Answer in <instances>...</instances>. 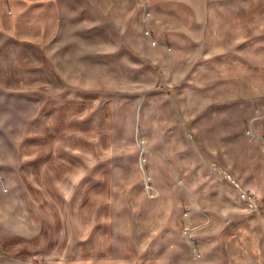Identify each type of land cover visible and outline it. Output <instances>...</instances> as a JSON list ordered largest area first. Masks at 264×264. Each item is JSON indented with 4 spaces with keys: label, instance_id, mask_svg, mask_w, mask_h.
Segmentation results:
<instances>
[{
    "label": "rangeland",
    "instance_id": "obj_1",
    "mask_svg": "<svg viewBox=\"0 0 264 264\" xmlns=\"http://www.w3.org/2000/svg\"><path fill=\"white\" fill-rule=\"evenodd\" d=\"M29 189L67 258L98 236L112 264H264V0H0L11 243L42 226Z\"/></svg>",
    "mask_w": 264,
    "mask_h": 264
},
{
    "label": "crops",
    "instance_id": "obj_2",
    "mask_svg": "<svg viewBox=\"0 0 264 264\" xmlns=\"http://www.w3.org/2000/svg\"><path fill=\"white\" fill-rule=\"evenodd\" d=\"M45 182H46V187L50 193L52 194L59 193L60 189L58 183L54 181L53 178L48 176L46 177ZM28 192L31 194V201L34 207L35 214L43 219L42 226L40 228L39 233L28 240H19L16 241V243H11L12 240L14 239L13 236L0 237V242H3L6 245H11L14 247L16 246V248L18 249L17 253L20 254V255L17 254L13 258H9L7 256H1L0 264H29L27 260H25V258H22L21 256L28 255L30 253V250L35 249V247L39 244L46 245V254L56 256L57 261L55 262V264H112L105 262L103 259H100V257L98 256L99 249L97 248L104 245V240H102L98 236L95 237L94 242L92 244L93 248L95 249H92L93 255L91 254V258L89 259L73 258V257L67 258L68 255L67 249L62 245V242L59 239L58 235H56V231H55V227L62 216L59 207H57L55 204L50 202L46 204H42L40 201L41 199L37 195V193L33 192L34 193L33 194L31 189H29ZM61 220L63 223V219ZM80 226L82 230H85L86 226L84 222H82ZM80 243L82 244V247H84L85 249H87V247L89 246V243H86L85 241H82ZM38 264H53V263L46 261L44 263H38Z\"/></svg>",
    "mask_w": 264,
    "mask_h": 264
},
{
    "label": "built area",
    "instance_id": "obj_3",
    "mask_svg": "<svg viewBox=\"0 0 264 264\" xmlns=\"http://www.w3.org/2000/svg\"><path fill=\"white\" fill-rule=\"evenodd\" d=\"M241 195H242L243 197H247V195H246L245 192H242Z\"/></svg>",
    "mask_w": 264,
    "mask_h": 264
}]
</instances>
